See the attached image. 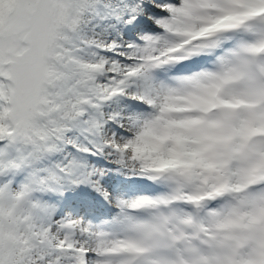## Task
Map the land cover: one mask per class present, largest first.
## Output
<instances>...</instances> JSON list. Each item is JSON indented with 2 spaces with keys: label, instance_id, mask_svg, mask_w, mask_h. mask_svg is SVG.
<instances>
[{
  "label": "snow or ice",
  "instance_id": "1",
  "mask_svg": "<svg viewBox=\"0 0 264 264\" xmlns=\"http://www.w3.org/2000/svg\"><path fill=\"white\" fill-rule=\"evenodd\" d=\"M0 264H264V0H0Z\"/></svg>",
  "mask_w": 264,
  "mask_h": 264
}]
</instances>
